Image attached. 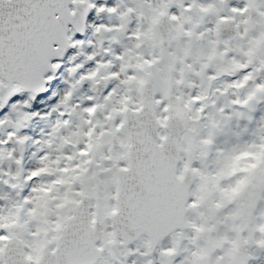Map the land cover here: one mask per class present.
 Returning <instances> with one entry per match:
<instances>
[{"label":"snow or ice","instance_id":"1","mask_svg":"<svg viewBox=\"0 0 264 264\" xmlns=\"http://www.w3.org/2000/svg\"><path fill=\"white\" fill-rule=\"evenodd\" d=\"M0 264H264V0H0Z\"/></svg>","mask_w":264,"mask_h":264}]
</instances>
